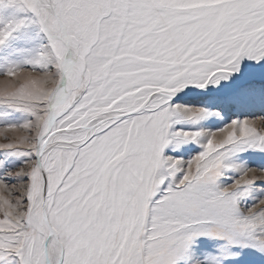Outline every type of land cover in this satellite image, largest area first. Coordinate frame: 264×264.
I'll return each instance as SVG.
<instances>
[{
    "label": "snow or ice",
    "instance_id": "snow-or-ice-1",
    "mask_svg": "<svg viewBox=\"0 0 264 264\" xmlns=\"http://www.w3.org/2000/svg\"><path fill=\"white\" fill-rule=\"evenodd\" d=\"M0 264H264V0H0Z\"/></svg>",
    "mask_w": 264,
    "mask_h": 264
}]
</instances>
